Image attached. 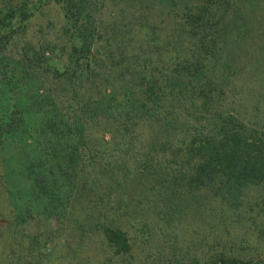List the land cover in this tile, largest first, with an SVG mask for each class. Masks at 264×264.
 Wrapping results in <instances>:
<instances>
[{"label": "trees", "instance_id": "trees-1", "mask_svg": "<svg viewBox=\"0 0 264 264\" xmlns=\"http://www.w3.org/2000/svg\"><path fill=\"white\" fill-rule=\"evenodd\" d=\"M258 1L46 0L59 10V34L28 49L40 84L50 83L45 95L84 132L80 183L120 193L92 202V211L108 207L96 229L114 255L131 249L132 225L119 219L133 210L143 223L144 213L170 217L193 199L200 216L242 219L248 190L264 186L263 106L249 94L247 107V78L236 82L260 57L226 41ZM31 17L29 0L0 4V53ZM41 116L42 127L63 124L53 107ZM243 263L225 251L203 261Z\"/></svg>", "mask_w": 264, "mask_h": 264}, {"label": "rangeland", "instance_id": "rangeland-1", "mask_svg": "<svg viewBox=\"0 0 264 264\" xmlns=\"http://www.w3.org/2000/svg\"><path fill=\"white\" fill-rule=\"evenodd\" d=\"M7 2L0 0L1 6ZM29 2L32 17L24 33L15 48L0 53V264H203L221 251L242 258L243 264H264V186L248 190L242 219L211 212L200 216L193 199L179 201L170 217L144 213L143 223L133 210L119 219L124 224L125 218L130 220L131 249L114 255L96 229L108 207L104 203L98 206L100 213L97 208L92 211V202L99 196L111 201L120 193L103 190L95 182L80 183L84 132L76 129L65 109H56L53 94L45 95L48 91L43 89L50 83L40 84L37 61L28 49L59 34V10L46 0ZM259 4L226 41L231 48L235 40L238 50L242 47L249 56L260 57L252 65L255 72L242 74L236 82L247 78V107L254 100L251 94L260 98L264 126V0ZM52 107L56 118L64 115L63 124L48 122L42 127L41 111ZM98 134L92 136L98 139ZM128 194L130 190L124 196Z\"/></svg>", "mask_w": 264, "mask_h": 264}]
</instances>
